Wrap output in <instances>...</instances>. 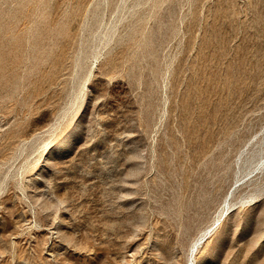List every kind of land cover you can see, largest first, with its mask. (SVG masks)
<instances>
[{"label": "rangeland", "instance_id": "1", "mask_svg": "<svg viewBox=\"0 0 264 264\" xmlns=\"http://www.w3.org/2000/svg\"><path fill=\"white\" fill-rule=\"evenodd\" d=\"M256 152L264 0H0V264H264Z\"/></svg>", "mask_w": 264, "mask_h": 264}, {"label": "bare ground", "instance_id": "2", "mask_svg": "<svg viewBox=\"0 0 264 264\" xmlns=\"http://www.w3.org/2000/svg\"><path fill=\"white\" fill-rule=\"evenodd\" d=\"M258 153L259 152H256L250 159H248L247 161H246V164H252L254 161H256L257 162V165H262L263 163H264V161L263 160H261V159H259L258 157ZM224 213V212H223ZM222 214V213H221ZM221 216V215H220ZM223 216H221L220 218H219V220H221V218H222ZM218 220V221H219ZM221 224V222L218 224V225H220ZM214 225L215 224H213L212 226H211V228H209V230H206V232L205 233H203V235L195 242V244L192 246V248H191V252H190V255H191V257H196V254H197V252H198V250H199V248L200 247H202V245L208 240V236H209V233H211V232H213V230L218 226H215L214 227ZM193 259V258H192ZM195 260V259H194Z\"/></svg>", "mask_w": 264, "mask_h": 264}]
</instances>
